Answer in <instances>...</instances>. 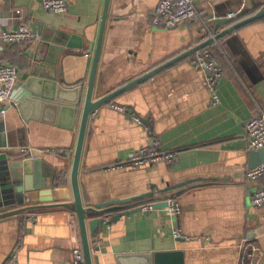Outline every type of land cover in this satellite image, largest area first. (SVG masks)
Here are the masks:
<instances>
[{"label":"crops","instance_id":"crops-1","mask_svg":"<svg viewBox=\"0 0 264 264\" xmlns=\"http://www.w3.org/2000/svg\"><path fill=\"white\" fill-rule=\"evenodd\" d=\"M67 2L66 13L55 16L40 0H0V34L24 25L34 36L18 44L0 37V64L14 66L19 76L10 106L0 114V158L40 160L52 166L57 180L44 195L45 204L73 202L72 162L106 5V0ZM159 2L108 0L93 100L176 61L100 105L88 118L77 176L79 193L85 208L106 204L102 210L109 211L94 236L86 222L92 264H117L119 254L173 250L183 252L184 264H264V209L251 203L255 191L264 187V176L256 181L245 176L259 162L258 156L250 159L245 125L264 115V16L205 46L224 71L216 88L217 104H212L206 88L208 73L189 62L204 36L217 35L262 8L224 23L230 13L245 3L254 7L260 0H242L238 6L231 0H200L195 19L167 29L152 23ZM62 33L77 36L82 48L59 45ZM39 63L45 66L41 73H54L62 88L83 87L75 117L60 111L59 105L44 113L39 107L27 120L22 118L16 102L23 79L28 67ZM72 97L64 95L67 100ZM110 104L129 112L120 113ZM151 140L177 152L178 161L110 169L127 162ZM55 148L68 153L50 152ZM46 170L41 164L30 176L49 185ZM168 201L178 206V214L157 208L123 215L142 204ZM4 212L8 210H0ZM32 213L36 220H26ZM174 229H180L182 237L174 238ZM76 246L82 249L78 220L65 207L0 215V264H9L14 249L18 264H72L71 250Z\"/></svg>","mask_w":264,"mask_h":264},{"label":"water","instance_id":"water-1","mask_svg":"<svg viewBox=\"0 0 264 264\" xmlns=\"http://www.w3.org/2000/svg\"><path fill=\"white\" fill-rule=\"evenodd\" d=\"M107 4L108 0H106L96 50L93 56L88 84L84 95L80 128L72 162L70 183L73 193V202L70 204L58 202L53 204H45L46 198L44 195L49 193L48 190L50 188H53V183H55V181L57 180L55 178L57 172L53 173L52 166H46L40 160L28 159L22 161L7 162L6 160L0 158V210H8V212L1 213L0 215L19 213L30 209H39L53 206L65 207L71 210L76 214L78 220L85 264H92L91 249L88 242L86 222L88 221V224L90 226V235L94 236L98 227L103 222V216L106 215L107 212H109L108 210H102V208L105 207L106 204L95 205L93 208H85L82 204L79 193L77 176L88 118L91 112L100 105L109 102L119 93L134 86L135 84L146 80L150 76L157 73L159 70L167 67L168 65L176 61L172 60L170 62H167L166 64L141 76L140 78L125 85L124 87L106 96H102L97 100H93L94 80L98 64L101 37L106 19ZM239 4H242V0H231V5L238 6ZM258 8L262 9L258 10L254 15L246 18L238 24H235L234 26L227 28L226 30L215 35L213 38L204 42L203 44H201V46L195 48L193 51H196L209 45L210 43L219 39L221 36L230 33L241 25H244L264 16V0H260V2L254 5V7H250L249 4L245 3L238 12H232V16V13H230L228 20H224L226 22H223H232L249 12H254ZM61 37L62 39L58 40V44L62 47L68 49L82 48V40H80L77 36L62 33ZM59 49L61 51V48ZM43 68H45V66L41 63H39L37 66H30L28 67V72L24 76L23 81L25 82L21 86V92L19 94L20 98L18 102H16V108H18L22 118L24 120H27L29 116H33V113L39 111V107L40 111L42 110V112L44 113L46 109H55L56 111V108L59 105L60 107H62L60 111H63L65 109L67 111H70V113L75 117L77 115L78 108L81 103L83 87L81 85H78L72 89L62 88V86L57 83V78L54 73L52 75L48 73H41ZM66 93L72 94L73 97L71 100H67L66 98H64V95ZM62 103H66L67 106H62ZM31 153L32 156H37L36 152ZM38 155L40 154L38 153ZM249 156L250 159L256 156L259 157V162H256L255 165L251 166V168L256 167L264 160V156L261 150L251 151ZM41 164L47 169L44 174H47L46 176L50 178L49 185L45 184L43 179H38L36 181V178H34L33 175L30 176V174L32 173V169L34 168V170L37 172ZM129 201L131 200H126V202ZM167 207L168 202H159L153 204L154 209ZM140 211L141 209L137 208L136 210L125 212L123 213V215L128 216L132 213H138ZM120 217H122V214H120V216L118 215V217L116 218ZM116 262L117 264H184V254L182 251L176 250L141 254L126 253L117 255Z\"/></svg>","mask_w":264,"mask_h":264},{"label":"built area","instance_id":"built-area-1","mask_svg":"<svg viewBox=\"0 0 264 264\" xmlns=\"http://www.w3.org/2000/svg\"><path fill=\"white\" fill-rule=\"evenodd\" d=\"M43 9L52 15L60 16L66 13L68 9L67 0H40ZM200 0H160L154 10L153 25L156 28H173L181 25L185 21L195 19L198 15L197 3ZM233 13L231 14V16ZM215 36V35H214ZM209 33L202 38V42H206L214 37ZM0 37L3 42L18 44L29 42L34 38L32 32L24 25L18 26L14 30L1 32ZM206 38V39H205ZM189 62L208 73L206 77V88L210 92L212 104H217L219 98L216 94L217 85L222 78L224 71L212 58L208 47H203L193 53ZM19 76L17 69L12 65L0 64V114H4L10 106V96L18 86ZM110 108L120 113L129 112L124 106L110 104ZM96 110L91 112L95 115ZM137 123H141L138 116H133ZM245 138L248 143L249 151L264 150V115H256L252 117L245 125ZM49 151V150H48ZM52 153H68L67 149L55 148L50 150ZM178 161V153L175 151H167L161 149L159 142L151 140V142L134 152L127 162H118L113 164L110 169L130 168L132 170L154 166L160 162ZM245 176L250 181H256L264 176V160L254 168H249L245 172ZM251 203L257 209H264V187L255 191L252 196ZM168 210L172 214H178L179 208L174 202L168 201ZM142 212L153 210V203H146L140 206ZM34 213L26 216V220L35 221ZM106 223V220L103 221ZM174 238L182 237L180 229H174L172 232ZM72 264H85L83 251L80 246H76L71 250ZM9 264H18L16 249L12 250L9 255Z\"/></svg>","mask_w":264,"mask_h":264}]
</instances>
